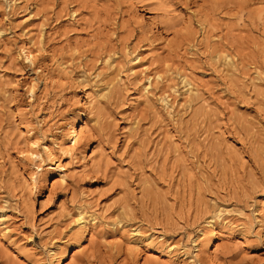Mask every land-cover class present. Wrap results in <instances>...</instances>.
<instances>
[{"label": "rangeland", "instance_id": "rangeland-1", "mask_svg": "<svg viewBox=\"0 0 264 264\" xmlns=\"http://www.w3.org/2000/svg\"><path fill=\"white\" fill-rule=\"evenodd\" d=\"M0 215V264H264V0H0Z\"/></svg>", "mask_w": 264, "mask_h": 264}, {"label": "bare ground", "instance_id": "bare-ground-1", "mask_svg": "<svg viewBox=\"0 0 264 264\" xmlns=\"http://www.w3.org/2000/svg\"><path fill=\"white\" fill-rule=\"evenodd\" d=\"M32 59V57H30V55L27 56V59ZM91 95L88 96V99L87 101L84 103V106L86 107V111L88 113H85L83 112V116L79 119V125H76V122H68L67 125H66V128H65V132L62 134L63 137H66V143H67V146H69L70 148L67 149L68 152H73L74 148L77 146V144L79 143L81 137L83 136V134L87 131V124H88V119H89V114L92 112V108L90 107L91 104H92V98L90 97ZM94 104V103H93ZM93 113V112H92ZM63 131V130H62ZM61 135V136H62ZM65 139V138H64ZM35 141V140H34ZM39 143H37L36 141L34 143H32V145L36 146L38 145ZM65 145V144H64ZM32 146V147H33ZM63 147V146H62ZM38 148V147H37ZM37 148H34L32 151H30V156H35V157H41L40 154H39V151H37L36 149ZM95 151V150H94ZM92 151V154H90V161L92 164H95L97 163V155L95 154V152ZM42 155V153H41ZM35 157H33L35 159ZM43 158V156H42ZM37 159H40V158H37ZM90 163V164H91ZM56 174H57V179H59L62 183H65L67 182V179H68V173L65 172V168H63V166H60L58 165L56 167ZM33 181H35V178L33 177L32 178ZM59 181V182H60ZM1 216V215H0ZM79 219L81 220V218L79 217ZM1 220H5V217L4 216H1L0 217V221ZM84 221V220H83ZM82 222V221H81ZM85 222V221H84ZM211 223V221H210ZM214 223V222H213ZM84 226V225H83ZM87 226V225H86ZM89 228V227H88ZM82 230V229H81ZM210 239L209 241L207 242L206 245H210L212 243V246H213V250H211V255L213 256H216L217 254V251H218V236H217V232L216 229H214V225L211 224V230H210ZM87 233V229H84L82 235L80 236V239L78 238V242L76 244V248L75 249H78L79 251V248H83L82 246L83 245V239H85V236L84 234ZM204 233H202V235H204ZM89 235V234H88ZM87 239V238H86ZM198 248V247H197ZM77 252V251H76ZM72 253L71 255V259L69 262H71L74 258H75V253ZM197 256V254H196ZM165 257L167 259H174V255L172 254V251L169 250L165 253ZM190 259V262H193L194 260L192 259V257H188ZM66 264H69L68 262Z\"/></svg>", "mask_w": 264, "mask_h": 264}]
</instances>
